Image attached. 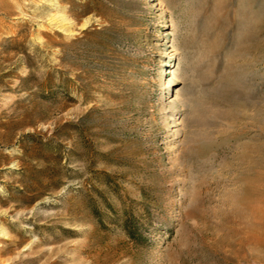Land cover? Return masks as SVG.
<instances>
[{"label": "rangeland", "instance_id": "rangeland-1", "mask_svg": "<svg viewBox=\"0 0 264 264\" xmlns=\"http://www.w3.org/2000/svg\"><path fill=\"white\" fill-rule=\"evenodd\" d=\"M263 184L264 0H0V264H264Z\"/></svg>", "mask_w": 264, "mask_h": 264}, {"label": "bare ground", "instance_id": "bare-ground-1", "mask_svg": "<svg viewBox=\"0 0 264 264\" xmlns=\"http://www.w3.org/2000/svg\"><path fill=\"white\" fill-rule=\"evenodd\" d=\"M160 79V77L158 78ZM164 96V95H163ZM254 148V147H253ZM263 166V165H262ZM256 174V173H255ZM256 178V177H254ZM258 179V178H257ZM258 181V180H257ZM256 181V182H257ZM254 184V183H253ZM264 185V184H263ZM251 191L254 194H257L259 192V187L258 184L255 183L254 185H251ZM261 187V186H260ZM255 196V195H254ZM257 197V196H256ZM260 197V196H259ZM249 199V197L247 198ZM259 199V198H257ZM264 200V199H263ZM248 203V202H247ZM258 203V202H257ZM255 201L251 202L250 204V208H251V214L254 216H256L258 213H260L263 217H264V212L261 213V209L260 206L257 204ZM260 203V202H259ZM264 208V207H263ZM262 208V209H263ZM250 211V210H249ZM259 215V214H258ZM261 216V217H262ZM246 230V229H245ZM239 245H245L248 244L250 245L252 248H255L256 250L260 247V246H264V222L263 219H259V218H253V222H251L250 227H248L247 230V234L246 236L241 239L238 243ZM239 247L238 249V255L240 260H242V255L244 256L243 252V248L244 247ZM236 251V250H235ZM262 251V250H261ZM263 253V252H262ZM238 258V257H237ZM238 260V259H237ZM240 263V262H239Z\"/></svg>", "mask_w": 264, "mask_h": 264}]
</instances>
